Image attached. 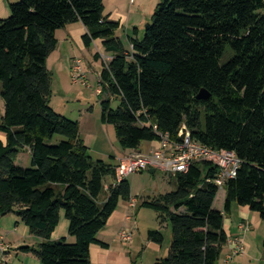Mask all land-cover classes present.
Returning <instances> with one entry per match:
<instances>
[{
  "label": "trees",
  "instance_id": "trees-1",
  "mask_svg": "<svg viewBox=\"0 0 264 264\" xmlns=\"http://www.w3.org/2000/svg\"><path fill=\"white\" fill-rule=\"evenodd\" d=\"M10 11L0 20V217L14 215L41 240L38 249L20 251L40 264H92L91 247L108 248L98 235L120 203L132 200L117 165L94 160L79 123L50 106L47 62L57 31L75 23L86 28L87 49L101 41L111 55L100 73L101 122L115 128L124 151L138 152L159 134L179 142L184 125L192 140L240 161L222 187V210L215 207L220 170L206 161L172 176L173 192L142 203L171 228L167 257L154 264H220L233 206L264 222V0H162L144 37L134 29L128 48L103 0H19ZM201 91L210 98L199 100ZM112 99L120 100L115 110ZM56 137L62 140L53 144ZM25 149L30 168L16 164ZM62 212L75 243L51 240ZM148 241L162 246L164 237L151 231Z\"/></svg>",
  "mask_w": 264,
  "mask_h": 264
},
{
  "label": "rangeland",
  "instance_id": "rangeland-1",
  "mask_svg": "<svg viewBox=\"0 0 264 264\" xmlns=\"http://www.w3.org/2000/svg\"><path fill=\"white\" fill-rule=\"evenodd\" d=\"M162 0H103L105 6V14L110 15V19H114L120 23V29L117 31L122 43L125 47H129L128 37L133 35V30H138V37L142 39L145 33V27L151 23V17ZM19 2V0H0V20H6L11 16L10 5ZM121 30V31H120ZM102 43L93 45L90 49L84 51H76V58L70 63V56L61 51L52 53L49 58L48 69L52 73V102L51 108L65 118L78 122L80 127V137L89 148L90 156L96 160H104L112 165L115 164L116 158L123 153V149L119 145L115 128L111 125H104L101 122V103L105 100V96L100 95V73L103 64L111 60V55L107 54ZM98 53L100 60H95L94 56ZM76 59L82 62V71L79 73L80 79L75 82L73 79V64ZM4 113V102L0 99ZM112 109H117L120 106V100H111ZM62 138L56 137L53 144H58ZM152 148L151 143H144V150L148 151ZM29 157V155H28ZM16 164L22 168L31 167V157L27 161V152H21ZM110 180H107V183ZM131 186L132 200L136 201V207L131 208L127 203L122 202L121 208L130 217L129 221L124 223H112L101 234L98 235V240L105 242L111 246V249L120 248L123 253L132 254L137 257L138 264H154L157 258H165V249L170 246L171 228L169 224L160 225L159 216L151 209L142 207V203L146 200H152L160 195L173 192L176 189V182L172 176L156 170L151 174L150 170L142 173H136L128 178ZM225 190L220 189L215 201L216 209H223ZM222 207V208H221ZM236 210L237 206H233ZM233 208V212L225 220V225H229V220L233 223V231L236 227V219L238 213ZM16 217L7 216L0 217V237L4 238L0 244L11 245L6 255L0 252V263L5 264H40L37 257L31 253L26 254L17 249V246L22 242L9 234L10 229L16 227ZM18 219V218H17ZM19 220V219H18ZM132 232V241L124 243L121 241L120 233L124 230ZM151 231H158L164 237L163 250L159 253L153 252L152 248L147 250L144 248L148 241V236ZM53 236L58 239L68 238L70 243H75V239L69 237V223L65 217V213L60 215V222L53 233ZM22 238V237H21ZM36 238V237H35ZM35 241V239H33ZM52 240V239H51ZM55 241V240H53ZM30 246L38 249L37 245L31 240ZM13 245V246H12ZM228 247L231 245L227 244ZM223 251L220 264H257L255 259H252L247 253L235 255L228 247ZM25 247V246H24ZM1 248V245H0ZM139 252L143 253L139 256ZM158 256V257H157ZM232 256V257H231ZM135 259V258H134ZM128 260V259H127ZM124 255L118 259V263L122 264Z\"/></svg>",
  "mask_w": 264,
  "mask_h": 264
},
{
  "label": "crops",
  "instance_id": "crops-1",
  "mask_svg": "<svg viewBox=\"0 0 264 264\" xmlns=\"http://www.w3.org/2000/svg\"><path fill=\"white\" fill-rule=\"evenodd\" d=\"M85 34H86V28L84 27L82 23L71 24L65 27L64 29L57 31L56 37L58 39V47L56 51H59L61 49V51H63L67 55V58L69 57V54H73L70 56V63H71L72 60L76 58V55H75L76 51L80 52V51H83L84 49L86 50V47L83 42V37ZM116 34H117V37H119L120 33L117 32ZM127 37L129 38V36ZM98 43L101 44V41H96L94 42L93 45H97ZM75 48H77L76 51H75ZM47 65L49 67V59H48ZM3 114H4L3 108L0 102V122H1V118ZM0 141H2L3 143L6 142V137L3 133H0ZM151 146L152 148L150 150L145 151L144 143H143L138 152H141L143 154H148L150 151L158 147V142H152ZM24 152H27V161H29V157H31L30 151L28 149H25ZM129 153H132V151L130 150L123 151V153L116 158L115 165H118L119 162L123 160ZM225 196H226V193L224 192V195H223L224 201H225ZM121 203L118 209L116 210V212L110 218L107 227L111 225L112 223H124L125 221L130 220V217L121 208ZM124 203L128 204V202H124ZM235 211L236 213H238L237 219H236L235 230L233 231L232 229L233 223L231 220H229L228 222L229 225L227 226L224 223V229L229 238L228 245L229 244L231 245L230 247L228 246L227 247L229 248L230 251H232L234 244L236 242H240L241 245H243L244 247L245 253L248 252L250 257H252V259H255L256 262H258L257 264H264V222L259 219L257 214L252 213L247 207H237ZM10 216L15 217L14 215H10ZM15 220H17L16 227L14 229H10L9 234H11L17 240V242H22L20 245L17 246V249L18 248L20 249L21 247H24V246H30V244H32L31 240L34 242V245L38 246L39 244H41V240L32 236L29 233L27 227L23 223H21L20 220H18L17 218H15ZM243 228H246L247 230L243 231ZM125 231H130V230L126 229ZM57 238H55L53 235L51 237L52 240H56ZM33 239H35V241ZM0 240L4 241V238L0 237ZM67 240L68 242H71L70 239L67 238ZM9 246H10V249L13 248L11 247L10 244ZM163 246H164V243L162 246H160L153 242L147 241L146 246L144 248H147V250L152 248L153 252L159 253L160 251L163 250ZM168 251H169V247L165 249L164 253L167 254ZM143 253L139 252V256H141ZM90 254H91L92 264L118 263V259L121 257V255H124V261L122 264H132L134 260L137 261V257H135V255L132 257V254L130 253L129 257H127L128 253H123V250L120 248H116L112 250L110 245H108L107 249L101 248L98 245H93L91 247Z\"/></svg>",
  "mask_w": 264,
  "mask_h": 264
},
{
  "label": "built area",
  "instance_id": "built-area-1",
  "mask_svg": "<svg viewBox=\"0 0 264 264\" xmlns=\"http://www.w3.org/2000/svg\"><path fill=\"white\" fill-rule=\"evenodd\" d=\"M82 71V62L76 59L73 64V79L78 82L79 73ZM160 141L158 147L148 154L141 152L129 153L115 168L116 178L118 181L128 179L131 175L142 173L147 170H160L175 176L178 173H186L192 164L206 161L214 164L220 170L215 184L222 188L226 181L233 179L240 166V161L236 155L227 151H216L191 139L189 132L183 125L179 132L181 140L179 142H170L168 135L159 134ZM131 208L136 207V201L133 199L129 202ZM247 230L243 228V231ZM121 241L129 243L132 240L131 231H122L120 233ZM2 241H0L1 243ZM235 243V242H234ZM1 254L8 252L9 245L0 244ZM235 255L244 253V247L240 242L234 244L233 250ZM5 264V263H0Z\"/></svg>",
  "mask_w": 264,
  "mask_h": 264
},
{
  "label": "water",
  "instance_id": "water-1",
  "mask_svg": "<svg viewBox=\"0 0 264 264\" xmlns=\"http://www.w3.org/2000/svg\"><path fill=\"white\" fill-rule=\"evenodd\" d=\"M210 98V95L206 91H201L198 99L199 100H208ZM155 172L154 169L150 170V173L153 174Z\"/></svg>",
  "mask_w": 264,
  "mask_h": 264
}]
</instances>
